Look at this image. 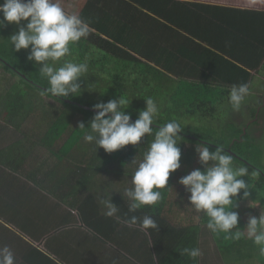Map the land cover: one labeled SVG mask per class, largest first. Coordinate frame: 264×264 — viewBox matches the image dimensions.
I'll return each mask as SVG.
<instances>
[{
    "label": "crops",
    "instance_id": "obj_1",
    "mask_svg": "<svg viewBox=\"0 0 264 264\" xmlns=\"http://www.w3.org/2000/svg\"><path fill=\"white\" fill-rule=\"evenodd\" d=\"M128 1L132 5L131 15L136 14L125 27V37L143 55H136L142 64L167 70V87L173 83L187 87L192 83L199 87L195 90L197 96L201 95L204 101L211 99L213 106L216 101L212 96L206 97L207 90L220 85L224 88L220 90L223 97L228 89L214 82V69L203 63L215 64L218 58L213 53L231 59L250 73L249 85L259 82L264 73V0L254 5L245 4V0ZM140 11L152 18L134 20ZM99 19L106 20L102 15ZM115 25L112 19L110 30ZM0 125L5 126L9 136L12 129L7 127L4 116ZM13 135L15 142L22 138L19 133ZM84 145L86 154L79 149L78 166L67 170L70 178H66L64 167H55L54 153L52 159L40 166L45 184L54 177L61 179V185L50 189V194L22 174L0 165V247L8 246L13 251L16 264H181L176 256L183 252L188 233L194 227L198 229L196 247L202 250L208 240L204 233L207 228L196 212L189 216L191 221L179 222L182 213L174 206L181 202L178 195L173 196L172 192L167 200V189L161 190L162 199L156 206L129 213L124 191L133 187L132 176L126 181L116 170L114 159L108 153L96 151L95 143ZM42 152L40 144L35 155L39 158ZM80 152L74 153L79 156ZM112 172L121 174L111 179L108 174ZM105 188L110 195L111 191L117 192L113 203L120 208V222L106 217L99 204L98 198ZM131 215H150L159 227L145 232L138 225L123 223L125 216ZM210 237L213 243L206 246H216L211 232ZM196 264H200L199 258Z\"/></svg>",
    "mask_w": 264,
    "mask_h": 264
},
{
    "label": "clouds",
    "instance_id": "obj_2",
    "mask_svg": "<svg viewBox=\"0 0 264 264\" xmlns=\"http://www.w3.org/2000/svg\"><path fill=\"white\" fill-rule=\"evenodd\" d=\"M0 28L14 24L18 32L9 39L16 52L29 50V62H34L40 74L47 78L50 87L46 92L61 98L80 97L83 94L81 79L89 70L88 58L83 62L65 59L72 47L90 36L92 28L77 14L67 13L59 0H3L0 4ZM27 21L26 27L22 22ZM60 66L57 67L56 65ZM89 90V89H88ZM43 94V93H42ZM251 95L250 85H233L229 103L233 111H239L246 97ZM146 108L139 112L133 122L126 110L131 103L124 97L98 102L93 105V116L88 127L81 122L79 129H90L84 140L95 143L106 153L112 154L129 145L137 146L144 137L152 136L153 125L159 115V107L152 98L145 99ZM184 130L176 120L167 122L155 130L154 139L144 153L131 177L133 187L125 189L129 213H136L145 206H156L162 199L161 190H171L170 175L181 168L182 152L178 143ZM196 153L203 170L197 168L179 180L190 193L189 204L196 213L208 218L206 225L214 234H224L226 239L240 240L247 236L258 246L264 256V210L259 217L249 216L246 227L241 230L237 211L239 201H249L250 208H257L260 201H252L250 180L256 171L249 172L246 166H235L232 154L223 147L210 151L207 144L198 143ZM136 163V159L132 164ZM242 193V195H241ZM109 189H104L99 204L104 215L121 221L120 208L113 203ZM123 223L138 225L141 230H157L158 224L150 215L142 218L125 216ZM181 255L196 259L202 255L199 248H184ZM0 264H16L13 251L8 246L0 247Z\"/></svg>",
    "mask_w": 264,
    "mask_h": 264
},
{
    "label": "trees",
    "instance_id": "obj_3",
    "mask_svg": "<svg viewBox=\"0 0 264 264\" xmlns=\"http://www.w3.org/2000/svg\"><path fill=\"white\" fill-rule=\"evenodd\" d=\"M259 1L260 0H245V4L254 5ZM103 2L104 4L102 5ZM2 3L3 0H0V4ZM59 3L67 13L77 14L90 24L92 28L90 36L86 39H82L79 43H81V46L85 45L86 53L90 49L93 50L91 55L88 57L92 66L105 71L100 65L102 62V65L106 69L116 67L120 68L122 72L132 71L133 77H128V80L125 82L129 87L131 96L127 94V89L123 91L121 95L124 96L129 103H131V105L135 103L132 101H137L139 104H143L144 101V105L136 107L137 111L144 110L146 108L144 96L157 94V91L166 86L167 75H165L164 72H167V70H160L155 67L142 64L143 62L137 58L136 55L141 57H143V55L138 53L137 49L133 48L127 41L125 32L128 21H130L136 14L135 13L133 16L131 15V3L128 0H80V2L77 1L74 3L73 7H67L66 0H59ZM102 11L103 13L101 14ZM152 11L165 17L164 13L158 12L155 9H152ZM101 15L106 18L105 22L99 19ZM95 16L98 19L93 21L92 18ZM116 18H118V20H116ZM149 18L152 17L144 11H140L134 20L139 21L141 19ZM0 19H3L2 14H0ZM112 19L113 23H116V25L115 28L110 30L109 23ZM13 26L14 24H6L5 27L0 28V61L3 62L8 69H11L14 73L19 75L25 86L30 89L36 88L42 91L43 94L54 100L55 105H53L52 108H48V110L43 108L41 111L42 114L36 118L34 117V112L37 111V109H26L22 120L18 116L13 117V113L15 111L12 109L9 111V114L6 116L7 118L4 117L5 122L8 126L12 127L17 133H19L22 138L17 142L0 149V165L13 173L22 174L29 182L50 194L52 193L50 189L61 185V179L54 177L50 179L48 185L45 184V178L43 179L45 174H41L40 166L45 163L47 153L51 156L54 153L55 156H57V165L55 167H64L66 169V175L68 176L66 178H70L67 170L71 166L77 165L80 160L81 149H83L82 152L84 155L86 154L87 148H85L84 144H94V142L89 143L84 140V136L88 133V131L85 129L83 131L80 130L79 124L86 120L87 115L93 114L94 116L95 113L92 105L85 104L80 99L74 97H56L51 93L46 92V89L50 87V85L47 78L40 74L38 68L35 66V63L28 61L27 56L30 51L21 50L20 52H16L12 46L9 38L12 36ZM213 55L218 58L215 64H210L209 61L203 63L209 69H214L215 74H213V76L215 83L227 86L228 90H225V96L228 92L230 93L233 85L250 83L251 75L250 73H247L245 69L233 63L231 59H224L223 55L214 53ZM94 56L97 58L94 59ZM231 56L234 57L233 54H231ZM194 57L196 56L194 55ZM194 57L192 58L193 60ZM85 58H87L86 54ZM145 58L148 57L145 56ZM158 63L160 64V62ZM141 81L146 87L145 90H141ZM9 96H11V92ZM106 99L107 98H103L102 102H108L110 97L109 100ZM173 100L174 98H172V102L175 103L176 101ZM15 107H17V104ZM184 108L187 107L185 105H181V109ZM211 110L214 112L215 109L213 106L211 107ZM126 114L131 115L133 122L138 118V116H135L130 112L128 113V111H126ZM257 116L258 112H255V126L258 125ZM32 117L35 119L40 118L42 121L41 123L37 122L32 130L26 132L24 128H26V126L30 123L28 119H31ZM170 121H172V119H167V121L164 122L156 121L153 125L154 131ZM250 128L251 127H244L242 129L234 127L233 130L228 133L229 136L227 137V140L224 141L225 143L223 141L215 142L210 138L209 140L202 139L197 135L185 133L184 131L180 133V135L193 143L207 144L210 151H215L217 147H223L226 152L232 154L234 164L240 163L241 165L248 167L250 173L253 170L256 171L258 173L256 177H251L250 180L245 177L246 181L252 185V189L250 190V199L254 201L259 200L262 196L261 193H264V167L261 163L264 158V152L250 135ZM152 137L154 136L144 137L140 146L129 145L122 150L108 154V156L113 159H119L121 157L122 163L126 165L135 159V157L139 154V151H146L147 147L150 146L147 141H152ZM40 144H43V152L38 158V156L35 155V150L38 146H40ZM194 148L196 149V145ZM95 150L100 151L103 154L106 153L104 149H99L98 146ZM76 151L80 152L79 156L77 153H74ZM181 163H184V161ZM192 163V160L187 157L185 165L188 167V165ZM78 169L83 170L82 168ZM55 172L56 169H53L52 174ZM171 175H173V177H170L169 179V186L173 189H167V200L172 192L176 194L175 196L178 195L181 202L174 206H177L179 211L182 213L180 215L181 220H179V222L182 221V223H184L186 220L191 221V217L189 218V216L193 213L195 214V210L191 207L188 201L190 193H188L184 186L179 183V180L186 176V173L177 170ZM90 177L92 176H89V179H91ZM248 202L249 201L241 200L239 201L238 207L233 209L239 213L240 220L238 226L241 230L246 227L249 216L254 215L259 217L261 213L260 209L250 208L248 206ZM257 208L261 207L258 206ZM198 214L199 219H201V223L206 226L208 218L202 213ZM197 233L198 229L196 227L189 231L187 241L185 240L186 245L184 248H197ZM211 235L216 243L221 259L234 258L239 262L245 260L252 262V260L255 259L261 264H264V256L260 255L258 246H256L251 239H248L246 235L240 240L226 239L222 233L214 234L211 232ZM178 256L183 264H196L197 262V258L192 259L187 255L181 254L176 257ZM237 261L234 260L231 262Z\"/></svg>",
    "mask_w": 264,
    "mask_h": 264
},
{
    "label": "rangeland",
    "instance_id": "obj_4",
    "mask_svg": "<svg viewBox=\"0 0 264 264\" xmlns=\"http://www.w3.org/2000/svg\"><path fill=\"white\" fill-rule=\"evenodd\" d=\"M77 1L80 2V0H66V5L67 7H73L74 3ZM22 23L26 27L27 21ZM18 30V27L14 25L12 35L18 32ZM85 48V45L81 46V43L76 44L72 47L71 55L65 59L72 60L73 62H82L85 60V54L88 58L93 52V50L90 49L86 53ZM27 51H30V49ZM96 58L97 57L94 56V59ZM88 64L89 70L85 74V77L81 79L83 94L80 97L74 98L80 99L83 101V103L93 106L98 102H102L103 98H107L106 100H109V97L110 100L119 99L122 92L126 89L127 94L131 96L129 87L125 82L128 80V77H133L132 71L122 72L120 68L116 67L106 69L101 62L100 65L105 70L103 71L102 69L92 66L89 60ZM56 66L59 67L60 65L57 64ZM255 82L256 83L252 84V86L250 85L251 95L246 97L239 111L232 110L228 99L229 92L226 96L224 94L223 97L220 96V90L224 89L220 85L210 87V89H208L206 92L207 98L212 96L216 101V103L213 104L215 109L214 112L211 110L212 100L207 99L204 101L202 100L201 95L197 96L198 92L195 90H198L199 87L193 85L192 83L187 87L183 85L179 87V85L174 83L170 84V87H167L166 84L163 89L157 91V94L144 96V98L147 99L150 97L157 103L159 107V115L156 118V121L164 122L167 121V119L176 120L181 124V127L185 133L197 135L202 139L209 140L210 138L215 142H224L229 136L228 133H230L234 127L242 129L244 127H251L250 135L264 152V73L259 78V82ZM140 85L141 90L146 89L142 81L140 82ZM10 92L11 96H9ZM42 93V91L36 88L30 89L25 86L22 83V78L14 73L11 69H8V67L0 61V119H2L3 116L6 117L11 109L15 111L13 113V117L18 116L21 118V120L23 118V114L26 112V109L29 108L32 110L37 109V111L34 112L35 118L41 115L43 108L48 110V108H52V106L55 105L53 99ZM172 98H174L173 101H176L175 103L172 102ZM132 102L135 103L132 105L130 104L126 111L138 116L140 111H137L136 107L144 105V101L143 104H139L137 101ZM16 104L17 107H15ZM181 105H185L187 108L181 109ZM255 112H258V125L256 126V121L254 119ZM34 117L28 119L30 123L26 126V128H24L26 132L32 130L37 122L41 123L42 120L40 118L35 119ZM86 117L87 118L85 121H83V123L85 124V127H88L93 118V114L87 115ZM11 129L10 135L7 136L5 133V126L0 125V149L16 141V137L13 134L17 132L12 127ZM85 130L88 132L90 131V129ZM154 133L155 131L153 132V136ZM18 139H20V137H18ZM152 139H154V137H152ZM151 142L152 141L150 140L147 141L149 145ZM178 143H180L179 147L181 148L182 152L181 162L184 161V163H181V168L179 171L186 173L187 175L197 168L203 170L194 148L197 144L185 139L184 137H182ZM148 147L146 151L148 150ZM146 151H139V154L135 157L137 162L135 164H132L133 162H129L124 165L121 161V157L119 159L114 158L113 164L116 166L118 165L116 170L121 171L122 175L126 178V181L134 174ZM187 157L193 162L192 164L188 165V167L185 165ZM46 159L50 160L52 159V156L47 153ZM261 163L264 167V158L262 159ZM235 166L239 167L243 165L240 163H235ZM121 173L112 172L108 175L111 177V179H114V175H120ZM93 175L97 176L98 174L94 173ZM170 177H173V175ZM242 179H245V177ZM111 192L113 199L117 196V192ZM261 194L262 196L258 200L260 201L259 206L261 208H256L258 210L260 209V211L264 210V193ZM172 195L175 196L176 194L173 193ZM204 233L208 237V240L205 241V246L201 250L202 255L198 257L200 264H261L255 259H253L252 262L248 260L239 262L234 258L223 259V261H221V257L219 256L216 246H206L209 243H213L209 230L205 229ZM234 260L237 262H231ZM180 263L182 264L181 261Z\"/></svg>",
    "mask_w": 264,
    "mask_h": 264
}]
</instances>
